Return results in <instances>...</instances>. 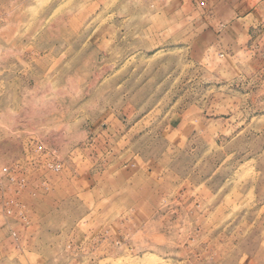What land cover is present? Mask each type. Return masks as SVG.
Wrapping results in <instances>:
<instances>
[{
    "label": "rangeland",
    "instance_id": "rangeland-1",
    "mask_svg": "<svg viewBox=\"0 0 264 264\" xmlns=\"http://www.w3.org/2000/svg\"><path fill=\"white\" fill-rule=\"evenodd\" d=\"M178 5L0 0V264H264V75Z\"/></svg>",
    "mask_w": 264,
    "mask_h": 264
},
{
    "label": "crops",
    "instance_id": "crops-1",
    "mask_svg": "<svg viewBox=\"0 0 264 264\" xmlns=\"http://www.w3.org/2000/svg\"><path fill=\"white\" fill-rule=\"evenodd\" d=\"M178 4L202 53L264 75V0H178Z\"/></svg>",
    "mask_w": 264,
    "mask_h": 264
},
{
    "label": "built area",
    "instance_id": "built-area-1",
    "mask_svg": "<svg viewBox=\"0 0 264 264\" xmlns=\"http://www.w3.org/2000/svg\"><path fill=\"white\" fill-rule=\"evenodd\" d=\"M50 166L53 167V168H56V169L59 168V165L56 164V163H51ZM4 171H5V172H9L10 170H9L8 167H6V168H4ZM11 178L14 179V177H11Z\"/></svg>",
    "mask_w": 264,
    "mask_h": 264
},
{
    "label": "bare ground",
    "instance_id": "bare-ground-1",
    "mask_svg": "<svg viewBox=\"0 0 264 264\" xmlns=\"http://www.w3.org/2000/svg\"><path fill=\"white\" fill-rule=\"evenodd\" d=\"M149 261V260H148ZM154 262V261H153ZM146 263V262H145ZM150 263V262H149ZM156 264H158V263H156ZM160 264V263H159Z\"/></svg>",
    "mask_w": 264,
    "mask_h": 264
}]
</instances>
